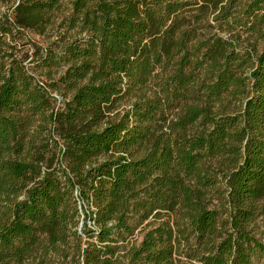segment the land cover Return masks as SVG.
<instances>
[{
    "label": "trees",
    "instance_id": "obj_1",
    "mask_svg": "<svg viewBox=\"0 0 264 264\" xmlns=\"http://www.w3.org/2000/svg\"><path fill=\"white\" fill-rule=\"evenodd\" d=\"M1 7L0 264H264V0Z\"/></svg>",
    "mask_w": 264,
    "mask_h": 264
},
{
    "label": "rangeland",
    "instance_id": "obj_2",
    "mask_svg": "<svg viewBox=\"0 0 264 264\" xmlns=\"http://www.w3.org/2000/svg\"><path fill=\"white\" fill-rule=\"evenodd\" d=\"M0 10L1 11H3L2 13H4L5 11H6V8L5 7H1L0 8ZM32 38H34V39H38V38H36V37H33L32 36ZM32 52H30V54H31ZM31 60V59H30ZM56 95V94H55ZM57 96V95H56ZM58 97V96H57ZM60 98V97H59ZM260 226H261V228H260V233H263L264 234V224H263V222L262 223H260ZM138 243L141 241V239H142V234H140L139 236H138Z\"/></svg>",
    "mask_w": 264,
    "mask_h": 264
}]
</instances>
